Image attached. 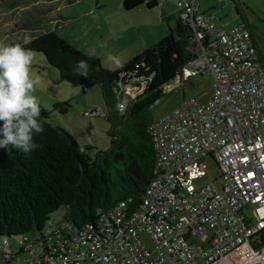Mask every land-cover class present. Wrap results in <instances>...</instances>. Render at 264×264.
Masks as SVG:
<instances>
[{
    "label": "built area",
    "instance_id": "1",
    "mask_svg": "<svg viewBox=\"0 0 264 264\" xmlns=\"http://www.w3.org/2000/svg\"><path fill=\"white\" fill-rule=\"evenodd\" d=\"M176 9L192 58L165 89L209 75L212 94L147 125L154 164L140 203L121 201L80 228L56 218L15 245L3 239L0 264H264V55L244 24L217 29L199 0H178ZM144 84L118 95L136 99ZM93 110L84 116L101 115ZM207 157L219 180L196 189Z\"/></svg>",
    "mask_w": 264,
    "mask_h": 264
},
{
    "label": "trees",
    "instance_id": "2",
    "mask_svg": "<svg viewBox=\"0 0 264 264\" xmlns=\"http://www.w3.org/2000/svg\"><path fill=\"white\" fill-rule=\"evenodd\" d=\"M159 4V0H124L122 7L131 11L142 5L154 9ZM188 34V28L176 18L168 36L121 68L105 69L100 79L90 77L78 82L100 85L108 125V144L104 147L80 145L67 131L50 124V113L40 106L44 131L33 134L39 148L28 154L18 149H0V241L16 238L18 242L41 233L54 220V214L63 223L80 228L92 223L97 211H107L121 201L130 200V208L137 207L154 164V149L147 133V125L153 120L147 111L192 58ZM21 46L42 53L51 65L64 53L81 57L90 66L98 64L75 52L55 30ZM66 80L77 84L73 77ZM140 83H145L143 93L136 99L124 93L118 95L120 86L136 87ZM125 98L129 103L121 115L115 106ZM66 107L67 103L54 104L62 114H66Z\"/></svg>",
    "mask_w": 264,
    "mask_h": 264
},
{
    "label": "rangeland",
    "instance_id": "3",
    "mask_svg": "<svg viewBox=\"0 0 264 264\" xmlns=\"http://www.w3.org/2000/svg\"><path fill=\"white\" fill-rule=\"evenodd\" d=\"M123 1L0 0V43L21 45L26 40L55 30L75 52L98 61L97 65L90 66L87 79H100L103 76L102 70L115 71L121 68L130 59L168 36L170 32L165 14L176 15L177 12L178 0H159L160 4L154 9L142 5L131 11L123 9ZM199 12L210 18L220 30L244 24L257 51L264 55V0H199ZM157 23L164 26V33L157 34L161 29ZM169 23L175 26L174 19ZM37 54L32 71L34 76L40 77V83L33 94L40 106L50 113V124L67 131L82 146L107 145L108 125L104 119L106 102L100 85L78 83L85 77L73 71L77 62L83 59L64 53L58 57L59 61L51 65L43 54ZM108 54L118 57L121 66L117 67L109 61ZM67 77L75 78L77 84L67 81ZM211 94L212 78L209 75H198L177 87L165 89L161 99L148 109V118L157 120L164 117L190 99L203 106ZM56 103L68 104L66 114L54 109ZM93 109L100 111L102 116H84L85 112ZM204 165L205 177L193 181L196 189L219 180L220 172L214 160L207 157ZM250 209L251 206H247L243 210L249 217ZM52 216L53 219L57 218V214ZM257 239L264 242V235L262 239ZM141 240L148 249L153 247L147 235L141 234ZM8 242L15 245L17 239L10 238Z\"/></svg>",
    "mask_w": 264,
    "mask_h": 264
},
{
    "label": "clouds",
    "instance_id": "4",
    "mask_svg": "<svg viewBox=\"0 0 264 264\" xmlns=\"http://www.w3.org/2000/svg\"><path fill=\"white\" fill-rule=\"evenodd\" d=\"M37 55L20 44L0 43V149H18L28 154L39 148L33 141L34 133L44 131L40 104L33 94L40 83V77L32 71ZM107 59L121 66L118 57L108 54ZM89 69L87 61L80 60L73 71L87 78ZM128 103V99H120L115 107L123 113Z\"/></svg>",
    "mask_w": 264,
    "mask_h": 264
},
{
    "label": "crops",
    "instance_id": "5",
    "mask_svg": "<svg viewBox=\"0 0 264 264\" xmlns=\"http://www.w3.org/2000/svg\"><path fill=\"white\" fill-rule=\"evenodd\" d=\"M163 13H166V12H163ZM165 15H166V18H167L166 20H167V24H168V25H167V28L169 29V32H170V30H171V29H174L175 26H171L169 22H170L171 20H173V19H174L175 22H176V18H177V17H176L175 14H173V15H169V13H168V14H165ZM157 24H158V26H160V28H161L160 31H159L157 34L164 33V32H165L164 26H163L161 23H157ZM174 25H175V24H174ZM151 34H152V32H151ZM156 43H157V42H156ZM108 70H109V69H108ZM101 115H102V114H101Z\"/></svg>",
    "mask_w": 264,
    "mask_h": 264
}]
</instances>
